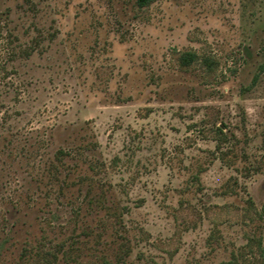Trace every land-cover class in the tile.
I'll use <instances>...</instances> for the list:
<instances>
[{
  "label": "rangeland",
  "instance_id": "374dc122",
  "mask_svg": "<svg viewBox=\"0 0 264 264\" xmlns=\"http://www.w3.org/2000/svg\"><path fill=\"white\" fill-rule=\"evenodd\" d=\"M263 59L264 0H0V264H264Z\"/></svg>",
  "mask_w": 264,
  "mask_h": 264
},
{
  "label": "trees",
  "instance_id": "16d2710c",
  "mask_svg": "<svg viewBox=\"0 0 264 264\" xmlns=\"http://www.w3.org/2000/svg\"><path fill=\"white\" fill-rule=\"evenodd\" d=\"M156 0H135V3L138 7H145V6H149L150 4H152L153 2H155ZM246 52H250V50L247 48ZM196 59H198V55L193 52V51H185L180 53L179 55V64L182 66H189L191 65ZM205 63H208V65H211V59L208 58H204L203 59ZM259 71H264V59L261 62V64L259 65ZM258 74H256L252 80V83H255L257 80ZM216 131L219 134L220 138H219V142H226L228 141L227 137H226V133L223 130L222 127H216ZM82 138H80L78 140V142L76 141V139L74 141L71 142V144H69V146H67L66 148H59L56 152H55V158L56 160L59 162V164L61 166H68V164L65 163V161L70 157H72L75 153H77L78 150H81L82 145L84 143L85 137L81 136ZM221 144V143H220ZM220 144L216 145V149L217 151L222 150V147H220ZM66 164V165H65ZM69 174H76L78 173L77 169H70L68 167L67 169ZM79 179L81 180L82 176L81 174H76ZM119 217V216H117ZM129 250H125L124 251V255L123 253L121 255H118V258L116 260V264H120L119 262L124 261L125 256L128 254ZM102 264H112V262L110 260H107L105 258L102 259Z\"/></svg>",
  "mask_w": 264,
  "mask_h": 264
}]
</instances>
